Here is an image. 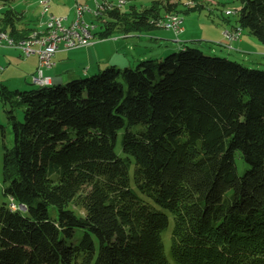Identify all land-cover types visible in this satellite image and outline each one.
<instances>
[{"label": "trees", "instance_id": "obj_1", "mask_svg": "<svg viewBox=\"0 0 264 264\" xmlns=\"http://www.w3.org/2000/svg\"><path fill=\"white\" fill-rule=\"evenodd\" d=\"M240 3L238 25L264 43V0ZM104 12L151 30L178 11ZM0 22L27 35L9 11ZM49 84L0 86V264H264V69L183 43Z\"/></svg>", "mask_w": 264, "mask_h": 264}, {"label": "rangeland", "instance_id": "obj_2", "mask_svg": "<svg viewBox=\"0 0 264 264\" xmlns=\"http://www.w3.org/2000/svg\"><path fill=\"white\" fill-rule=\"evenodd\" d=\"M119 1L12 0L0 5V16L9 11L14 18L15 26L19 29L27 30L25 37L30 36L34 32L38 33L44 30L47 20L52 15L61 16L63 24H69L74 21L76 19L77 3L87 4L91 9V11H85L83 17L87 22L93 21L96 24L95 32L101 29V23L106 22L104 19L113 23V35L110 37L99 39L98 33H95L92 37L94 39L90 44L69 49L60 47L56 51L52 56V65L45 67L43 73L51 78L55 75L61 76L62 83H66L75 77L90 76L111 64L117 63V67L123 68L125 66H135L143 59L151 57L162 58L178 50L180 44L185 41L188 44L198 46L206 54L222 55L248 67L264 69V43L251 34L247 28H241L238 25L240 0H169L175 4L178 11L176 14L182 18V30L177 32H181L179 34L173 30H166L160 25H156L158 27L151 30H127V23L124 25L123 21L108 18L104 10L106 11L116 6L130 16L132 15L130 12H140L141 9L151 5L155 0H121L123 3L118 5ZM160 1L165 2V0ZM99 2H106L107 7L104 8L99 15L100 17L97 18L93 11H95ZM228 9L232 11L230 14L226 12ZM165 14L167 12H164L160 19ZM0 27H5L8 33L11 29L10 24L5 25L1 22ZM220 35L222 37L219 39ZM160 36L161 38H157ZM192 37L194 40H189ZM34 47H37V45L35 44ZM89 56L97 57L94 58L93 63L97 61L99 64L91 66L88 71H84L83 67L87 66V64L82 66L79 63L86 60ZM37 62L38 59L35 54L25 56L15 46H0V64L3 66L0 71V86H6L11 90L40 88L31 82V74L35 72ZM52 83L49 85H52ZM6 108L7 106L0 99V127L1 125L5 126V137L7 141H10L11 123L7 118ZM19 118H21V114H19ZM116 151L118 153L121 151L120 136H118ZM2 154L3 148L0 140V199L3 198ZM235 162L238 172L242 174L247 165L242 161L238 153L235 155ZM147 200L158 208L151 199L147 198ZM12 206L15 205L12 204ZM71 206L76 211H81L75 205L72 204ZM169 222V227L166 230L168 233H164L166 250L169 248V233L173 227L171 214H169Z\"/></svg>", "mask_w": 264, "mask_h": 264}, {"label": "built area", "instance_id": "obj_3", "mask_svg": "<svg viewBox=\"0 0 264 264\" xmlns=\"http://www.w3.org/2000/svg\"><path fill=\"white\" fill-rule=\"evenodd\" d=\"M77 6V5H76ZM88 7V5H87ZM98 9V8H97ZM86 9H84V12ZM98 12H100L98 10ZM55 18H60V16L52 15L47 22H55ZM96 25H92L84 19V22H77L76 19L71 21L69 24L57 25V30L50 38L45 41L39 42H27L26 52H22L25 56L35 54L37 56L38 62L35 68V72L31 74V82L34 83H45L52 81L50 76L43 73L45 67L52 65V56L54 53L61 48H73L77 46H82L92 43L91 38H81L80 29L92 30ZM163 27L169 30H173L175 33L182 30V21L166 20L163 22ZM37 47H34V45ZM3 46V45H0ZM6 46V45H4ZM3 66L0 65V71Z\"/></svg>", "mask_w": 264, "mask_h": 264}, {"label": "bare ground", "instance_id": "obj_4", "mask_svg": "<svg viewBox=\"0 0 264 264\" xmlns=\"http://www.w3.org/2000/svg\"><path fill=\"white\" fill-rule=\"evenodd\" d=\"M122 3L123 1L120 0L118 5H121ZM106 7H107L106 2H103V3L99 2V4H97L95 8V11H93V14L98 17L100 13ZM84 9H86V11L87 10L91 11V9L87 7V4L77 3V6H76V21L77 22H84V17H83ZM98 10L100 12H98ZM226 12L230 14L232 11L228 9L226 10ZM166 20L182 21V18L179 17L175 13H167L165 14L163 18L159 19L155 24L163 26V22ZM90 23L92 25H96L93 21H91ZM57 25H63V18L61 16L60 18H55V22H46L45 29L42 30L41 32H38V33L34 32L28 37L19 38V39H15L11 34L7 32V30L0 29V45L15 46L19 48L21 52H26V44H23L24 41H27V42L45 41L46 39L50 38L53 34H55V30H57ZM95 28H94L93 33H92V30L80 29V37L81 38H91V40H93L94 38L92 37L95 34ZM51 82L52 81H48L45 83H34V82L32 83L38 86H44Z\"/></svg>", "mask_w": 264, "mask_h": 264}, {"label": "crops", "instance_id": "obj_5", "mask_svg": "<svg viewBox=\"0 0 264 264\" xmlns=\"http://www.w3.org/2000/svg\"><path fill=\"white\" fill-rule=\"evenodd\" d=\"M166 30H169V29H166ZM179 33H181V32H179ZM179 33H177V34H179ZM222 36L220 35V37H219V39L221 38ZM157 38H161V36L160 37H157ZM100 39V38H99ZM179 39V38H178ZM191 39H193V37L192 38H190L189 40H191ZM218 39V38H217ZM194 40V39H193ZM183 43H186V41L185 42H183ZM183 43H181L180 44V47L183 45ZM2 47H5V46H2ZM17 48V47H16ZM17 49H19V48H17ZM19 51H21L20 49H19ZM56 53V52H55ZM54 53V54H55ZM94 58H97V57H92V56H89L86 60H83L82 62H80L79 64H81L82 66H83V64H87V66H85V67H83V69H84V71L86 70V71H88V68L90 69L91 68V66H93V65H96V64H99V63H97V61H95L96 63H93V61H94ZM117 64V63H116ZM115 64V65H116ZM1 65V64H0ZM37 66V65H36ZM87 74V73H86ZM49 76V75H48ZM51 78V77H50ZM52 82L54 83H56V81L58 82V79H60V82L62 81V77L61 76H59V75H55V76H53L52 78Z\"/></svg>", "mask_w": 264, "mask_h": 264}, {"label": "water", "instance_id": "obj_6", "mask_svg": "<svg viewBox=\"0 0 264 264\" xmlns=\"http://www.w3.org/2000/svg\"><path fill=\"white\" fill-rule=\"evenodd\" d=\"M57 82V81H56ZM58 82H60V79H58Z\"/></svg>", "mask_w": 264, "mask_h": 264}]
</instances>
